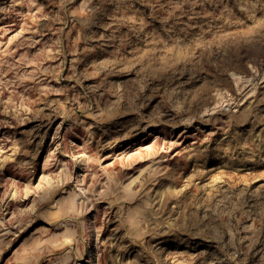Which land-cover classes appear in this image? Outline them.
Returning a JSON list of instances; mask_svg holds the SVG:
<instances>
[{"label": "rangeland", "instance_id": "1", "mask_svg": "<svg viewBox=\"0 0 264 264\" xmlns=\"http://www.w3.org/2000/svg\"><path fill=\"white\" fill-rule=\"evenodd\" d=\"M0 264H264V0H0Z\"/></svg>", "mask_w": 264, "mask_h": 264}]
</instances>
